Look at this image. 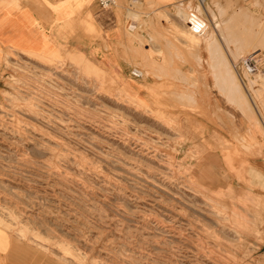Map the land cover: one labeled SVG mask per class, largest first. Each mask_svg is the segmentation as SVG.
Listing matches in <instances>:
<instances>
[{
	"label": "rangeland",
	"instance_id": "374dc122",
	"mask_svg": "<svg viewBox=\"0 0 264 264\" xmlns=\"http://www.w3.org/2000/svg\"><path fill=\"white\" fill-rule=\"evenodd\" d=\"M126 14L142 97L71 50L0 58V262L264 264V0Z\"/></svg>",
	"mask_w": 264,
	"mask_h": 264
},
{
	"label": "crops",
	"instance_id": "0c3cea01",
	"mask_svg": "<svg viewBox=\"0 0 264 264\" xmlns=\"http://www.w3.org/2000/svg\"><path fill=\"white\" fill-rule=\"evenodd\" d=\"M129 1L120 0L121 14L117 7L102 9L97 0H0V58L10 49L45 62L71 50L112 76L126 94L142 97L143 88L131 75L129 62L134 61V49L121 45L125 38L121 25L127 22L126 11L132 6ZM152 1L159 8H170V4L179 2ZM146 2L139 0L142 9ZM13 245V239L5 233L0 238V255Z\"/></svg>",
	"mask_w": 264,
	"mask_h": 264
},
{
	"label": "built area",
	"instance_id": "2783aa9c",
	"mask_svg": "<svg viewBox=\"0 0 264 264\" xmlns=\"http://www.w3.org/2000/svg\"><path fill=\"white\" fill-rule=\"evenodd\" d=\"M97 1L99 3V6L102 9H109V8H113V7H118V5L120 3V0H97ZM129 2H130V6H131L132 4L139 3V0H130ZM252 58L254 59L255 62H252L253 61ZM245 62H247L248 67H251L249 65H252V67H256V64L258 62V58L255 56L248 57Z\"/></svg>",
	"mask_w": 264,
	"mask_h": 264
},
{
	"label": "bare ground",
	"instance_id": "6f19581e",
	"mask_svg": "<svg viewBox=\"0 0 264 264\" xmlns=\"http://www.w3.org/2000/svg\"><path fill=\"white\" fill-rule=\"evenodd\" d=\"M201 1H202V0H201ZM249 1H250V0H249ZM183 18H185V16H184ZM197 27H200V26L197 25ZM197 27H196V28H197ZM253 61H254V60H253ZM253 61H252V62H253ZM236 86H237V83H236ZM237 87H239V85H238ZM237 89H238V88H237ZM234 90H235V88H234ZM234 90H233V91H234ZM235 91H238V90H235ZM224 154H225V153H224ZM254 224H255V223H254ZM243 249H244V248H243ZM239 255H240V254H239ZM239 257H240V256H239ZM246 261H247V260H246ZM251 262H252V261H251Z\"/></svg>",
	"mask_w": 264,
	"mask_h": 264
}]
</instances>
